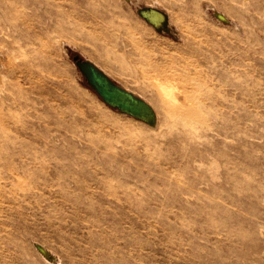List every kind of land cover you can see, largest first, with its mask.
Listing matches in <instances>:
<instances>
[{
	"label": "rangeland",
	"instance_id": "1",
	"mask_svg": "<svg viewBox=\"0 0 264 264\" xmlns=\"http://www.w3.org/2000/svg\"><path fill=\"white\" fill-rule=\"evenodd\" d=\"M50 1L0 29V264H264V0H160L174 37L148 0ZM73 54L158 125L106 105Z\"/></svg>",
	"mask_w": 264,
	"mask_h": 264
},
{
	"label": "bare ground",
	"instance_id": "2",
	"mask_svg": "<svg viewBox=\"0 0 264 264\" xmlns=\"http://www.w3.org/2000/svg\"><path fill=\"white\" fill-rule=\"evenodd\" d=\"M127 1L128 2H133L134 0H127ZM41 2L39 0H33V2H32V0H18V1H15V0H0V29L3 30V28H5V29L7 28L9 31L18 30V25L19 24L16 21V19L13 17L14 16L13 13H16V12L22 10V8L27 7L28 5H33L32 7L34 9L40 8L41 9L40 13L42 14V16H47L49 18L51 16H53L55 14V11H52V9H51V1L50 0H44V1L41 0ZM135 10H136L135 12L137 13L138 17L147 26H149L151 29H153L155 32L163 34V35H170V36H173V37L174 36H179V31H178V28L176 27V25L173 22L174 20H173V17H172L170 9L168 7H166L160 0H148L146 2L138 1ZM215 11H216L215 13H216V15H217V17L219 19L218 21H223L222 19H226V20L232 19L231 16L229 14H227L225 11L223 12V10H215ZM224 22L225 21H223V23ZM229 22H232V21L229 20ZM55 25H58V26L62 25L64 27H66V28L69 27V25H67V24H65V23H63L62 21H59V20L55 23ZM73 25L75 27V26H77V23L74 22ZM70 26H72V24H70ZM27 27H28V25L26 24V28ZM61 44L63 45V43H61ZM62 49H63V47H62ZM134 51L136 52V49H134ZM1 52L2 51L0 50V76L2 74L3 68H6V63H4V61L2 59V53ZM66 55H68V54H65V56ZM99 57H101V54H99ZM136 58H138V57H136ZM85 59L90 61V62H92L96 67H98L105 74H107L116 84H118L122 88H124L127 91H129L130 93H132V96L134 95L136 97H140V98L144 99L145 101H147L151 105V107L153 109L154 120H153L152 123H148L143 118H138V117L133 116L132 114H130L128 112L120 110L117 107L111 106L110 104L105 102L103 100V98L96 92V90H94L87 83L95 91V93L99 96V98L106 105H108L112 109L117 110L119 113L127 115V116H130V117H132V118H134V119H136L138 121L143 122L145 125L151 126L152 128L156 127L158 125L160 114H159V111L157 110L156 106L154 105V103L151 100H149L146 96H144L138 90H135V89H133V88H131V87L125 85V84H122V83L118 82L112 76L110 71H108L106 69V67L101 63V61H99V59H97V58H95L93 56H90L89 58H85ZM77 67L79 68L78 65H77ZM79 70L81 71V74L84 76V74L82 73V70L80 68H79ZM22 77H24V76H22ZM84 78H85V80L87 82V78L85 76H84ZM38 244L43 246L47 250L45 254L42 253L39 250V248L37 246ZM35 246L46 259H48L50 261H55V260H53L54 257H55V254L50 249H48L47 247H45L43 244H41L39 242H36Z\"/></svg>",
	"mask_w": 264,
	"mask_h": 264
},
{
	"label": "water",
	"instance_id": "3",
	"mask_svg": "<svg viewBox=\"0 0 264 264\" xmlns=\"http://www.w3.org/2000/svg\"><path fill=\"white\" fill-rule=\"evenodd\" d=\"M222 20L229 22V20L226 19ZM72 56L75 63L87 78V83L96 90L105 102L133 116L143 118L148 123L153 122L154 112L147 101L140 97L132 96V93L116 84L107 74L84 57L78 54H73ZM37 246L42 253H46L47 250L43 246L39 244Z\"/></svg>",
	"mask_w": 264,
	"mask_h": 264
}]
</instances>
